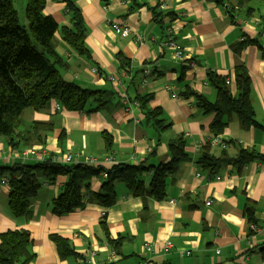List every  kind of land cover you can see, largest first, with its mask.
Listing matches in <instances>:
<instances>
[{
    "label": "crops",
    "instance_id": "obj_1",
    "mask_svg": "<svg viewBox=\"0 0 264 264\" xmlns=\"http://www.w3.org/2000/svg\"><path fill=\"white\" fill-rule=\"evenodd\" d=\"M65 1L45 2L44 13L58 26L69 22ZM70 1L81 11L89 56H77L57 32L56 51L67 63L60 74L83 88L115 93L117 89L120 94L112 98L115 107L88 114L57 109L53 101L40 111L26 109L15 129L17 145L12 147L8 138L0 136V165L39 161L31 157L23 162L15 154L30 148L18 135L33 121L53 124L43 144L47 157L81 153L101 160L113 153L116 162H130L134 155L146 166L157 165L170 158L169 139L183 135L190 159L166 177L165 197L160 201L149 195L135 197L123 184H117V200L106 209L104 218L103 208L95 203L64 216L53 215L50 203L66 180L62 176L52 184L44 182L27 213L14 216L8 209L9 186L0 183V234L15 229L29 233L33 257L26 264H263L264 0H248L231 14L210 0ZM160 5L165 9L160 10ZM111 21H122L130 35H116ZM167 25L173 27L175 40L192 58L187 68L173 61L161 46ZM138 38L144 41L142 45ZM246 40L256 43L242 45ZM238 65L244 66L250 77V102L258 126L243 129L233 116L214 142L209 130L213 115L203 114L196 100L187 95L185 98L183 93L193 91L213 102L216 89L207 77L212 73L229 81L227 87L236 96L234 70ZM139 95H152L149 106L164 111L171 124L168 131L158 136L143 125L137 107L124 112L122 103H133ZM102 133L111 135L112 150L105 148ZM208 141L209 153L215 157L222 150L230 158L240 150L263 157L240 171L227 165L217 175L209 176L196 165L202 150L196 147ZM220 143H225L224 149ZM102 179L100 176L90 181L92 191L99 189ZM143 180L148 185V173ZM247 209L252 210V220L259 227V232L250 235ZM52 235L69 241L82 258H59ZM118 237L121 242H109ZM112 251L117 254L114 259L110 258Z\"/></svg>",
    "mask_w": 264,
    "mask_h": 264
},
{
    "label": "trees",
    "instance_id": "obj_2",
    "mask_svg": "<svg viewBox=\"0 0 264 264\" xmlns=\"http://www.w3.org/2000/svg\"><path fill=\"white\" fill-rule=\"evenodd\" d=\"M14 1L0 0V136L8 138L12 147L16 146L15 129L22 113L26 109L33 111L46 109L53 101L60 109L68 112L91 114L101 110L112 111L114 105L112 98L118 95L117 93L120 94L117 89L115 93L104 89L83 88L73 81L65 80L60 74V69L66 68L67 63L56 51L57 32L60 33L62 42L77 56H89V50L84 44L86 29L81 11L73 1H65L66 14L69 18L67 26H58L51 16L44 13L46 0H25L26 24L22 25L14 8ZM210 1L225 7L231 14L235 7H243L248 0ZM247 43L254 44L256 41L246 40L241 44ZM126 66L122 69L124 70ZM234 74L236 96L231 95L225 80L216 78L212 73L207 77L216 89V99L213 102L193 91L187 90L183 93L185 98L192 96L196 100V106L203 114L213 115L209 124L213 138L223 133L233 116L243 129L258 126L250 102V77L242 65L235 67ZM182 76L183 73L180 80ZM152 98V95H139L134 103L142 113L143 125L152 128L160 136L168 131L171 124L162 109L149 106ZM127 102L129 101H125ZM125 103L121 106L123 110ZM52 129L53 124L50 122L33 121L21 133L22 135L18 136L24 141L23 144L30 148L43 146ZM102 135L105 148L107 151L112 150L111 135L106 133ZM210 146V141L202 143L199 147L202 150L196 160L197 167L209 176L217 175L219 170L227 165L240 171L247 164L263 157L247 150H240L235 158L228 157L222 150L221 155L215 157L209 153ZM184 148L183 135L169 139L167 144L169 160L149 166L144 165L139 159L136 163L116 162L113 153H108L112 159L110 167L103 164L93 166L58 164L49 160L32 164L0 165V175L6 174L9 178L8 209L14 216L25 215L42 184L44 182L52 184L60 176L66 180L59 194L50 203V211L56 216H64L76 209H82L88 203H95L104 209L111 207L117 200L116 185L119 183L135 197L149 195L160 201L165 197L166 177L174 175L180 165L190 159ZM103 171L107 173L106 178L102 176ZM146 172H150L148 185L143 180ZM100 176L103 179L99 189L92 191L90 181ZM246 215L250 222H254L252 210L247 209ZM104 230L108 238V231ZM51 240L56 245L59 258L80 257L66 239L52 235ZM121 240L118 237L109 242L116 244V241ZM31 244V237L25 230L15 229L1 233L0 264L28 263L33 257ZM261 258L264 264V248Z\"/></svg>",
    "mask_w": 264,
    "mask_h": 264
},
{
    "label": "built area",
    "instance_id": "obj_3",
    "mask_svg": "<svg viewBox=\"0 0 264 264\" xmlns=\"http://www.w3.org/2000/svg\"><path fill=\"white\" fill-rule=\"evenodd\" d=\"M159 9L164 10L165 5H160ZM110 27L112 31L121 38H127L130 35L129 27L126 24H124L122 21H111ZM164 30H165V35L163 37L161 46L168 51L170 58L173 61L180 62L183 66L186 67L192 65L193 63L192 58L184 51L183 47L175 40V32L173 30V27L167 25ZM137 41L139 45H142L144 43V41L141 38H138ZM225 84L226 85L229 84V81H226ZM125 105H126L124 108L125 113H129L132 111L133 107H137V104L134 102L133 103L127 102L125 103ZM56 108L59 109V106L57 105ZM186 136L188 135L186 134ZM213 141L218 142V137L214 138ZM220 144H221V148L224 149L225 144L224 143H220ZM200 146L201 145H199L196 148L199 149ZM15 154L17 158H19L23 162L26 161L27 159H30L31 157L34 158L37 157L36 159L39 161H45L46 159L52 162H56L58 164L73 163V164L93 166L96 164L108 165L112 163V159L109 156L99 160L92 156L82 155L81 153H64V154H54V155L52 154L47 157L48 152L44 146L21 149L16 151ZM133 159H135L134 156ZM102 176L103 178L106 177V173L103 172ZM197 176L199 177L200 174H197ZM8 182H9L8 178H0L1 184L8 185ZM102 215L104 216V213H102ZM166 249H168V245H166ZM111 258H115L114 253H112Z\"/></svg>",
    "mask_w": 264,
    "mask_h": 264
},
{
    "label": "bare ground",
    "instance_id": "obj_4",
    "mask_svg": "<svg viewBox=\"0 0 264 264\" xmlns=\"http://www.w3.org/2000/svg\"><path fill=\"white\" fill-rule=\"evenodd\" d=\"M134 156V155H133ZM133 156H131V158H130V163H136V162H138V159H137V157H135V159H133ZM105 167H110L111 166V164H108V165H104ZM103 172H105L106 173V171H103ZM102 172V173H103ZM149 175H150V172L148 173ZM106 177H107V173H106ZM106 177H104V178H106ZM9 179V178H8ZM174 201H171V203H173ZM210 204V202H207L206 203V205H209ZM105 211H106V209H102V212H101V217H105L106 216V213H105ZM102 213H104V216L102 215ZM248 232H249V235L250 234H254V233H257V232H259V227L257 226V224L255 223V222H250L249 221V223H248ZM112 253H114V256H115V258L117 257V254H116V252L115 251H112ZM112 253H111V255H112ZM186 254H189L188 252L186 253ZM111 258V257H110ZM111 259H114V258H111ZM143 262V261H142ZM141 262V263H142Z\"/></svg>",
    "mask_w": 264,
    "mask_h": 264
},
{
    "label": "rangeland",
    "instance_id": "obj_5",
    "mask_svg": "<svg viewBox=\"0 0 264 264\" xmlns=\"http://www.w3.org/2000/svg\"><path fill=\"white\" fill-rule=\"evenodd\" d=\"M24 6H25V0H15L14 1V8L17 11V17H18L19 23L22 24V25L26 24L25 7ZM53 163H56V162H53ZM70 164H73V163H70ZM145 174H147V172Z\"/></svg>",
    "mask_w": 264,
    "mask_h": 264
}]
</instances>
